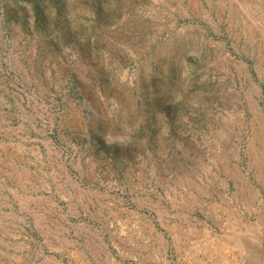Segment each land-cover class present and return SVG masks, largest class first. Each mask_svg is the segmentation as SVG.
<instances>
[{
    "label": "rangeland",
    "instance_id": "rangeland-1",
    "mask_svg": "<svg viewBox=\"0 0 264 264\" xmlns=\"http://www.w3.org/2000/svg\"><path fill=\"white\" fill-rule=\"evenodd\" d=\"M263 133L264 0H0V264H264Z\"/></svg>",
    "mask_w": 264,
    "mask_h": 264
},
{
    "label": "crops",
    "instance_id": "crops-1",
    "mask_svg": "<svg viewBox=\"0 0 264 264\" xmlns=\"http://www.w3.org/2000/svg\"><path fill=\"white\" fill-rule=\"evenodd\" d=\"M249 187V191L252 192V189ZM246 239H240V242L244 245H246L249 248V253L253 254V253H258L259 252V247L256 245V238L253 237V239H251V241L248 240V244L245 242Z\"/></svg>",
    "mask_w": 264,
    "mask_h": 264
},
{
    "label": "bare ground",
    "instance_id": "bare-ground-1",
    "mask_svg": "<svg viewBox=\"0 0 264 264\" xmlns=\"http://www.w3.org/2000/svg\"><path fill=\"white\" fill-rule=\"evenodd\" d=\"M258 124H259V122H258ZM261 126H262V125H261ZM256 130H257V129H256ZM259 132H260V131H259ZM253 134H254V133H253ZM260 134H261V133H260ZM263 134H264V133H263ZM261 135H262V134H261ZM258 136H259V135H258ZM254 138H255V137H254ZM261 139H262V138H261ZM255 141H256V140H255ZM255 141H254V143H255ZM256 143H257V141H256ZM260 144H261V143H260ZM259 148H260V147H259ZM258 150H259V149H258ZM256 151H257V150H256ZM257 152H258V151H257ZM263 153H264V152H263ZM263 153H262V155H263ZM255 155H256V154H255ZM259 155H260V154H259ZM262 157H263V156H262ZM260 158H261V156H260ZM263 167H264V166H263ZM233 168H235V167H233ZM231 169H232V168H231ZM229 171H230V170H229ZM263 171H264V170H263ZM231 172H232V171H231ZM237 172H239L238 169L235 170V174H236L237 176L241 177L240 174H238ZM240 173H241V172H240ZM232 174H233V173H232ZM227 175H228V174H227ZM244 178H245V177H244ZM258 178H259V177H258ZM258 178H257V179H258ZM242 180H244V179H242ZM245 181H246V180H245ZM240 182H241V181H240ZM240 182H239V183H240ZM246 182H247V181H246ZM246 184H249V183L247 182ZM246 184H245V185H246ZM240 185H241V184H240ZM248 188H249V187H248ZM250 190H251V189H250ZM249 193H250V192H249ZM242 194H243V193H242ZM250 195H251V194H250ZM253 195H254V194H253ZM253 195H252V196H253ZM242 197H243V196H242ZM247 197H248V196H247Z\"/></svg>",
    "mask_w": 264,
    "mask_h": 264
}]
</instances>
